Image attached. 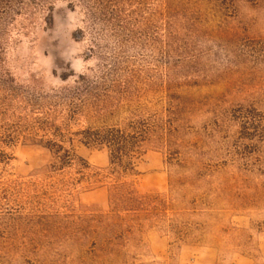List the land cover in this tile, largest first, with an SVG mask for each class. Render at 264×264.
Here are the masks:
<instances>
[{"label":"rangeland","instance_id":"rangeland-1","mask_svg":"<svg viewBox=\"0 0 264 264\" xmlns=\"http://www.w3.org/2000/svg\"><path fill=\"white\" fill-rule=\"evenodd\" d=\"M32 1L0 12V83L16 85L14 95L0 90L12 105L6 121L49 112L70 136L144 119L168 128L173 110L176 153L150 146L116 177L106 148L66 137L101 181L65 190L59 181L75 177L77 163L53 171L48 149L2 144L0 264H264V129L246 136L234 116L255 109L264 127V0H135L123 23L88 0ZM85 87L98 97L59 93ZM79 97L89 99L86 116L71 120ZM116 178L172 197L166 216L122 211L113 226ZM28 185L45 187L47 206L18 192Z\"/></svg>","mask_w":264,"mask_h":264},{"label":"trees","instance_id":"trees-1","mask_svg":"<svg viewBox=\"0 0 264 264\" xmlns=\"http://www.w3.org/2000/svg\"><path fill=\"white\" fill-rule=\"evenodd\" d=\"M33 2L32 0H28ZM46 1V0H45ZM91 3H97L101 6L102 10H110L112 21L124 22V7L135 0H88ZM14 3H18V9L12 12L19 13L24 9H28L29 3L27 0H0V12L11 9ZM135 11H133L134 13ZM107 14V13H106ZM110 14V12H109ZM3 13L0 14V19ZM165 16V14L163 13ZM99 20V19H98ZM100 21V20H99ZM172 18L166 20V29L172 28ZM170 39L173 37L172 31H169ZM0 31V41L2 39ZM8 73V72H5ZM63 80H67L64 78ZM2 86L11 91L12 95L16 92L14 79H2L0 83V90ZM90 87L78 88L77 91L66 90L64 97L76 98L87 94V96L98 97L91 92ZM3 91V90H2ZM67 93V94H66ZM83 95V96H84ZM42 95H40V98ZM81 104L75 103L71 99V106L69 107L71 120H76L77 116H86V103L88 98H78ZM0 165L6 163L10 158L8 154L1 148L2 144L12 142L15 139L23 138L26 142L42 146L50 151L53 156L54 162L50 166L53 171H64L67 167H72L74 163L78 164L76 176H70L67 179L59 181L61 188L71 190L75 186L85 184V188H91L96 183L100 182L101 171H92L90 163L84 158L78 157L70 148L65 146L64 138L68 137L73 140V135L79 136V140L88 146L99 148H106L110 156V174L116 177L128 174L136 170V162L149 150L150 146H166L169 147L171 154L176 153L174 145L176 143L175 133L178 131L172 122L175 118V112L171 110L169 118L170 127L161 128L159 125H153L148 120L139 122H130L125 126H112L106 128H95L88 126L79 130L77 133H64L66 128L57 125L55 119L49 112H42V116L38 115V111L31 110L35 116L21 117L19 116L16 121H6L5 117L8 115L11 104L8 97L0 98ZM95 104V103H94ZM33 108L36 104L30 105ZM234 116L241 118L244 134L246 136H262L264 129L263 115L255 109L242 108ZM159 129V130H158ZM69 132V131H67ZM56 136L50 138L49 136ZM57 137L59 139H57ZM18 192L22 191L27 197L31 199V203H38L40 206H47L43 198H48V191L44 186L34 187L28 185L27 188L19 186ZM28 190V192H27ZM172 197L169 195H160L154 193H142L136 189L133 184L121 182L116 178L115 182L110 186V205L113 213L110 218L113 221V226H118L121 221L125 219L122 211H125L129 217L134 215H143L150 219H162L166 216L168 206H170ZM44 217L43 215L34 214L30 216ZM24 218L23 215H19ZM27 217V216H25Z\"/></svg>","mask_w":264,"mask_h":264}]
</instances>
